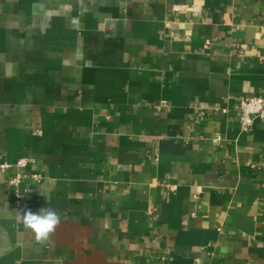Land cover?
I'll return each instance as SVG.
<instances>
[{"label":"crops","instance_id":"0c3cea01","mask_svg":"<svg viewBox=\"0 0 264 264\" xmlns=\"http://www.w3.org/2000/svg\"><path fill=\"white\" fill-rule=\"evenodd\" d=\"M255 94L264 0H0V264H264Z\"/></svg>","mask_w":264,"mask_h":264},{"label":"built area","instance_id":"2783aa9c","mask_svg":"<svg viewBox=\"0 0 264 264\" xmlns=\"http://www.w3.org/2000/svg\"><path fill=\"white\" fill-rule=\"evenodd\" d=\"M236 110L238 113L239 126L242 130H248L252 125L253 120L264 119V98L261 95H246L240 96L236 101ZM223 112L226 109H222ZM28 164V159L25 157H19L14 166L17 168H24ZM10 164L3 162L0 164L2 170L8 168ZM29 178L35 182H39L42 179V175L38 173L28 174ZM25 177L24 174L16 172L14 175L7 179V185L13 190V207L18 208L21 206L23 200V190L21 188L22 179Z\"/></svg>","mask_w":264,"mask_h":264},{"label":"clouds","instance_id":"9594fccd","mask_svg":"<svg viewBox=\"0 0 264 264\" xmlns=\"http://www.w3.org/2000/svg\"><path fill=\"white\" fill-rule=\"evenodd\" d=\"M21 219L25 228L32 231L38 242H45L55 232L61 218L54 209L42 207L37 212L26 210Z\"/></svg>","mask_w":264,"mask_h":264}]
</instances>
